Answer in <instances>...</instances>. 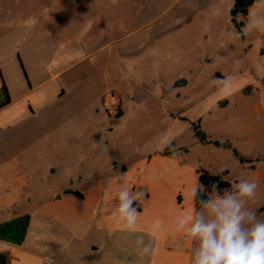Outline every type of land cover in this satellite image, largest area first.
Returning <instances> with one entry per match:
<instances>
[{"label": "rangeland", "instance_id": "1", "mask_svg": "<svg viewBox=\"0 0 264 264\" xmlns=\"http://www.w3.org/2000/svg\"><path fill=\"white\" fill-rule=\"evenodd\" d=\"M233 6L234 0H0V90L4 82L12 98L0 110V130L40 125L56 114L54 129H38L31 139L42 144L25 154L33 180V199L22 205L31 218L25 248L35 251L39 239L60 230L42 231L33 217L38 200L79 191L85 177L108 176L112 162L121 176L131 163L161 154L187 164L179 169L222 175L233 189L255 180L251 204H264V26L244 34L264 19V0L237 18L243 36L231 22ZM93 78L97 85L84 98H59L63 90L82 92ZM199 121L219 147L196 139ZM235 149L251 164L240 163ZM48 159L75 162L83 180L62 173L40 180L35 167Z\"/></svg>", "mask_w": 264, "mask_h": 264}, {"label": "crops", "instance_id": "2", "mask_svg": "<svg viewBox=\"0 0 264 264\" xmlns=\"http://www.w3.org/2000/svg\"><path fill=\"white\" fill-rule=\"evenodd\" d=\"M93 79L82 92L78 93L74 88L63 90L59 98H84L97 85ZM31 113L36 115L33 109ZM55 116L52 113L40 125L27 123L13 130H0V134L9 131L0 141L3 207L0 223L27 215L22 212V205L33 199L28 192L33 187V180L25 154L28 148L42 144L31 139L38 129H54L50 124ZM76 147L79 148L78 145ZM73 155V152L67 154L68 159ZM69 164L48 159L34 171L39 173L40 180L55 179L62 173L68 180L82 181V174L74 167L75 162ZM180 164L185 162L159 154L143 162L131 163L123 170L127 174L120 176L116 174V163L112 162L108 176L100 175L92 180L85 177L83 183L86 186H80L79 191L46 193L38 200L39 206L33 217L38 219L43 232L53 226L60 230L57 229L54 237L44 235L39 239L40 246L35 251L25 248L26 241L21 246L0 241V253L8 254V264H190L194 245L185 234L186 226L182 227L181 221L193 212V192L202 186L198 178L199 169L182 170L179 169ZM89 181L93 184L87 186ZM126 188L131 189L130 196H135L140 189L146 193L144 199H138L132 205L140 211L132 228L126 227L117 210L118 193ZM59 192L60 195L57 194ZM185 198L190 204L187 210ZM263 206L260 204L255 208L264 212ZM149 244L153 248L152 254L141 258L137 250Z\"/></svg>", "mask_w": 264, "mask_h": 264}, {"label": "clouds", "instance_id": "3", "mask_svg": "<svg viewBox=\"0 0 264 264\" xmlns=\"http://www.w3.org/2000/svg\"><path fill=\"white\" fill-rule=\"evenodd\" d=\"M259 26H264V19L250 23L244 34ZM213 187L216 191L207 199L199 189L193 192L199 207L181 221L194 245L190 264H264V212L251 204L258 188L256 181H240L235 189L230 186L221 190L219 182H214ZM130 191L120 190L117 196V210L127 228H132L140 215L133 203L146 196L142 189L135 196H130ZM137 252L141 258L148 257L153 252L152 245Z\"/></svg>", "mask_w": 264, "mask_h": 264}, {"label": "trees", "instance_id": "4", "mask_svg": "<svg viewBox=\"0 0 264 264\" xmlns=\"http://www.w3.org/2000/svg\"><path fill=\"white\" fill-rule=\"evenodd\" d=\"M260 0H234V6L231 10V22L234 27L237 29L240 36H243L242 28L244 27L243 22H237V18L242 16L247 18L249 15L250 8L258 3ZM186 80L175 84V86H180V84H185ZM12 101L9 89L7 85L2 82L1 90H0V110L9 105ZM201 126V121L193 124V132L196 139L205 145H214L216 147L220 146L219 141H212L208 138V135L205 131H203ZM234 156L239 160L240 163H250L251 160H248L241 156L237 149L233 150ZM252 170L255 169L254 165H250ZM199 182L202 188L199 189L200 194L207 199L209 195L214 194L216 189L213 187L214 182H219V188L222 190L223 188H228L230 186L233 187L232 183L228 181V179L223 178L222 175L212 174L207 169H199L198 172ZM206 186V187H205ZM223 194V191H220V195ZM179 202H181V198L179 197ZM195 207H199V201L195 200ZM31 223L30 216L24 215L20 217H16L12 220H8L0 223V241H6L9 244L15 246H21L26 240L27 232L29 230ZM9 257L7 253H0V264H8Z\"/></svg>", "mask_w": 264, "mask_h": 264}, {"label": "built area", "instance_id": "5", "mask_svg": "<svg viewBox=\"0 0 264 264\" xmlns=\"http://www.w3.org/2000/svg\"><path fill=\"white\" fill-rule=\"evenodd\" d=\"M112 100L114 101V98L112 97Z\"/></svg>", "mask_w": 264, "mask_h": 264}, {"label": "bare ground", "instance_id": "6", "mask_svg": "<svg viewBox=\"0 0 264 264\" xmlns=\"http://www.w3.org/2000/svg\"><path fill=\"white\" fill-rule=\"evenodd\" d=\"M142 7V6H141ZM139 21V20H138Z\"/></svg>", "mask_w": 264, "mask_h": 264}, {"label": "water", "instance_id": "7", "mask_svg": "<svg viewBox=\"0 0 264 264\" xmlns=\"http://www.w3.org/2000/svg\"><path fill=\"white\" fill-rule=\"evenodd\" d=\"M79 195V194H78ZM60 198V197H59Z\"/></svg>", "mask_w": 264, "mask_h": 264}]
</instances>
